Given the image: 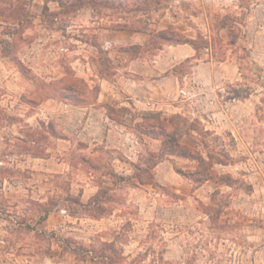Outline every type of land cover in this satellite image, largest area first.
Returning a JSON list of instances; mask_svg holds the SVG:
<instances>
[{
  "label": "rangeland",
  "instance_id": "rangeland-1",
  "mask_svg": "<svg viewBox=\"0 0 264 264\" xmlns=\"http://www.w3.org/2000/svg\"><path fill=\"white\" fill-rule=\"evenodd\" d=\"M9 1L0 0V264H264V0H157L147 11L20 0L23 25L4 17ZM104 27L148 39L137 53L121 51L112 45L121 41L97 29ZM166 29L218 40L226 60L202 50L175 65L183 100L173 104L99 99L100 79L111 78L122 59H152L160 49L143 50L149 31ZM207 59L214 74L199 90L192 66ZM71 84L84 103L62 98L67 91L58 88ZM65 104L102 107L109 118L103 140L74 137ZM148 112L180 115L189 129L181 142L211 163L228 159L213 169L229 178L195 191L176 169L190 172L196 160L148 162L160 142L134 127ZM30 157L50 158L43 163L51 170ZM135 163L148 168L152 183L109 174H133ZM104 190L99 206H88Z\"/></svg>",
  "mask_w": 264,
  "mask_h": 264
},
{
  "label": "crops",
  "instance_id": "crops-1",
  "mask_svg": "<svg viewBox=\"0 0 264 264\" xmlns=\"http://www.w3.org/2000/svg\"><path fill=\"white\" fill-rule=\"evenodd\" d=\"M101 29L107 36L109 42H129L145 44L148 39V35L145 32L134 30H116L111 28H97ZM102 38H98V42L102 44ZM195 54L194 50L188 44L167 45L160 49L152 59H146L144 57H133L122 59V63L116 64L111 78H101L99 99L110 98L114 101H121L123 98L133 99L135 101L143 102H173L183 100V96L178 93L179 82L177 77L173 74L172 69L175 65L184 61L186 58H191ZM111 56V53L109 54ZM120 57L121 55H117ZM75 61H78L76 59ZM216 63L210 60L197 61L192 66V79L196 83V88L203 90L201 83L205 82L207 78H212L214 74V67ZM87 74L84 72L80 76L87 79ZM204 92V91H203ZM209 92H205L208 96ZM69 108L63 114L67 119L72 120L75 125L74 137L78 140H82L85 143H90L93 140H103V122L109 120L104 109L100 106H83L76 104H65ZM177 108V106H175ZM218 111L211 112L212 116L218 114ZM111 124V123H110ZM71 125V124H70ZM100 131L101 137H93L96 132ZM65 141H72L73 134L64 129ZM69 132V133H68ZM97 144V143H95ZM129 160H133L131 156L126 155ZM34 164L42 162L43 170H51L49 165L47 166L43 162H50V158L43 157H30ZM27 160V161H28ZM31 161V163H32ZM30 162V161H28ZM24 163V161L22 162ZM63 162H58L60 167ZM162 163L157 164V168ZM35 167H32L33 169ZM118 172L117 169H114ZM119 173V172H118ZM122 175H130L129 170L121 172ZM157 178V174H155ZM157 182L162 183L158 178ZM186 188H191V185L182 179ZM167 182V181H166ZM209 181L202 183L195 188V191L201 189ZM181 189L180 192H184L187 189ZM62 211V210H61ZM250 240H254V236L248 237ZM258 251H256V254Z\"/></svg>",
  "mask_w": 264,
  "mask_h": 264
},
{
  "label": "trees",
  "instance_id": "trees-1",
  "mask_svg": "<svg viewBox=\"0 0 264 264\" xmlns=\"http://www.w3.org/2000/svg\"><path fill=\"white\" fill-rule=\"evenodd\" d=\"M79 4V7L90 6L91 8L103 7L109 9H118L119 11L129 8L130 11L143 10L147 11L148 8L152 5L158 3L157 0H130V5H128V0H76ZM20 0H10L8 2L9 11L7 14L2 11V15L7 20L16 21L18 25H23V22L27 20V12L23 11V7L19 6ZM74 4V3H73ZM129 6V7H128ZM136 30V29H135ZM151 34L149 43L145 45L143 49L145 52L150 50L148 47L161 49L162 45H178V44H188L195 52V56L191 58H186L184 61H190L192 58L199 59L202 53V50H206L207 53L212 54L213 58L217 61L223 62L226 60L225 52L222 51L221 45H219L218 40L208 39L207 37L197 33L196 36L191 37L185 33L176 30V29H166V30H150ZM231 44L235 42V39L230 40ZM101 44V43H100ZM112 45H119L121 51L139 52L142 48V44L138 43H115ZM127 46V48H124ZM208 60V59H207ZM183 62V61H182ZM79 81L78 79H74ZM83 81L82 79H80ZM59 91H67L65 95L62 96L63 99H74L77 103H84L85 93L81 91L78 86L68 85L67 87L58 88ZM61 97V94H59ZM120 110H126L125 107H121ZM109 116H111L109 112ZM112 117V116H111ZM143 120L135 124V130L145 135H148L151 138H154L160 142V149L157 153H150L148 162H152L153 165H156L158 162L163 160H168L171 156L183 157L186 159L196 160L198 166L190 172L183 171L181 169H176V171L186 179H193L194 188H197L202 183L209 180H216L219 178L227 177L229 175H217L213 169V163L226 164L228 159L222 161L220 159L210 162L211 155H207L204 158L201 153L196 149L185 145L181 142V138L187 134L188 128L185 129V121L178 114H172L169 116H162L160 112H148L146 116L142 118ZM135 172L130 175H121L117 174L114 170L109 172L113 178H117L120 181H125L128 179H136L139 183H152L153 176L149 175L148 168H143L142 165L135 163L134 164ZM145 175V178H144ZM155 183L157 182L154 180ZM158 185V184H157ZM107 192L104 190L101 192L98 191L93 198L88 201V206H99L97 200L105 196ZM99 198H96L98 197ZM80 201V199L78 200ZM102 202V201H100Z\"/></svg>",
  "mask_w": 264,
  "mask_h": 264
}]
</instances>
